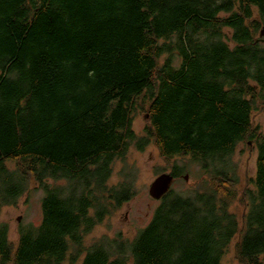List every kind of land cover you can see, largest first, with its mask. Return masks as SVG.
I'll return each mask as SVG.
<instances>
[{"label": "trees", "instance_id": "obj_1", "mask_svg": "<svg viewBox=\"0 0 264 264\" xmlns=\"http://www.w3.org/2000/svg\"><path fill=\"white\" fill-rule=\"evenodd\" d=\"M262 29L264 0H0V212L31 183L44 190L39 226L11 243L0 223V264H222L236 238L240 264H264V134L252 124L264 106ZM246 142L256 173L240 223L222 169ZM151 143L199 163L209 193L171 190L131 242L84 247L134 195L109 185L113 164Z\"/></svg>", "mask_w": 264, "mask_h": 264}, {"label": "rangeland", "instance_id": "obj_2", "mask_svg": "<svg viewBox=\"0 0 264 264\" xmlns=\"http://www.w3.org/2000/svg\"><path fill=\"white\" fill-rule=\"evenodd\" d=\"M229 35V33L226 31ZM264 47V42L262 43ZM164 60L161 59L160 63ZM177 66V64H175ZM145 112L136 113L133 129L138 137L143 135L148 120ZM252 124L258 133L264 134V106L257 105L253 112ZM257 152L252 142L239 144L233 154L228 158L225 171L227 176L234 179V187H231L236 196L230 201V212L242 223L247 210L245 191L253 189L251 181L256 173ZM183 169L180 176L174 181L171 190L175 195L195 197L196 194L209 193L211 178L201 169L199 163L192 157L163 158L154 143H151L144 151L140 152L134 147L130 148L125 159L117 160L112 167L110 186L127 184L134 195L130 201L125 202L119 209L107 215L93 230L83 239L84 247H89L101 241L122 240L131 242L136 235L146 228L161 201L155 200L149 195L151 183L162 174H170L173 167ZM13 166H11V169ZM214 168H221L215 163ZM187 177V180H185ZM64 181L47 182L51 187H63ZM170 190V191H171ZM169 191V192H170ZM44 190L36 183H31L28 190L16 201L13 206H6L0 212V223L9 227V241L16 243L20 227L39 226L42 220L41 202ZM234 239L225 255L222 264H240L236 259V244ZM82 256L74 264H80ZM65 264H70L66 262ZM127 264H133L130 259Z\"/></svg>", "mask_w": 264, "mask_h": 264}, {"label": "water", "instance_id": "obj_3", "mask_svg": "<svg viewBox=\"0 0 264 264\" xmlns=\"http://www.w3.org/2000/svg\"><path fill=\"white\" fill-rule=\"evenodd\" d=\"M259 38L264 39V29L259 33ZM264 41V40H263ZM148 120V116L145 117ZM187 180V177H185ZM175 181L171 174H162L158 176L149 187V195L155 200H161L170 190Z\"/></svg>", "mask_w": 264, "mask_h": 264}, {"label": "flooded vegetation", "instance_id": "obj_4", "mask_svg": "<svg viewBox=\"0 0 264 264\" xmlns=\"http://www.w3.org/2000/svg\"><path fill=\"white\" fill-rule=\"evenodd\" d=\"M260 40H261L262 42H264V41H263L264 39H263V40H262V39H260Z\"/></svg>", "mask_w": 264, "mask_h": 264}, {"label": "bare ground", "instance_id": "obj_5", "mask_svg": "<svg viewBox=\"0 0 264 264\" xmlns=\"http://www.w3.org/2000/svg\"><path fill=\"white\" fill-rule=\"evenodd\" d=\"M176 181V180H175Z\"/></svg>", "mask_w": 264, "mask_h": 264}, {"label": "clouds", "instance_id": "obj_6", "mask_svg": "<svg viewBox=\"0 0 264 264\" xmlns=\"http://www.w3.org/2000/svg\"><path fill=\"white\" fill-rule=\"evenodd\" d=\"M176 180V179H175Z\"/></svg>", "mask_w": 264, "mask_h": 264}]
</instances>
